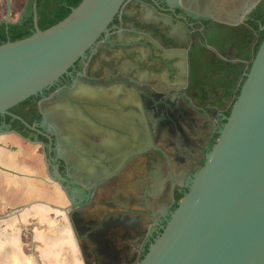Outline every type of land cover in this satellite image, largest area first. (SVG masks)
<instances>
[{"label":"flooded vegetation","instance_id":"af4514ba","mask_svg":"<svg viewBox=\"0 0 264 264\" xmlns=\"http://www.w3.org/2000/svg\"><path fill=\"white\" fill-rule=\"evenodd\" d=\"M10 1L0 30L34 22L35 0L17 12ZM258 8L264 0H126L69 75L12 108L20 119L0 116V264L140 261L239 95L264 33ZM75 87L105 97L100 112L50 123L58 92ZM96 202L106 213L84 222Z\"/></svg>","mask_w":264,"mask_h":264},{"label":"water","instance_id":"95a60500","mask_svg":"<svg viewBox=\"0 0 264 264\" xmlns=\"http://www.w3.org/2000/svg\"><path fill=\"white\" fill-rule=\"evenodd\" d=\"M36 1L33 34L0 45V116L18 118L12 108L69 75L126 0H82L46 30L38 26ZM241 76L239 95L203 166L136 264H264V40ZM105 102L92 90L83 97L76 87L59 91L47 118L71 125L75 115L99 113Z\"/></svg>","mask_w":264,"mask_h":264},{"label":"trees","instance_id":"16d2710c","mask_svg":"<svg viewBox=\"0 0 264 264\" xmlns=\"http://www.w3.org/2000/svg\"><path fill=\"white\" fill-rule=\"evenodd\" d=\"M81 2L82 0H38L37 11L39 28L41 30H46L56 25L68 17L72 10L77 8ZM256 15L258 20L261 21V24L255 25L253 28L260 33V27L262 24L264 25V8H258L256 10ZM33 28V17H30L28 21L25 19L21 23H17L10 28L2 26L0 30V45L30 37L34 32ZM263 40L264 33L261 34L260 40L255 47L254 56ZM181 198V195L177 196L179 201Z\"/></svg>","mask_w":264,"mask_h":264},{"label":"rangeland","instance_id":"374dc122","mask_svg":"<svg viewBox=\"0 0 264 264\" xmlns=\"http://www.w3.org/2000/svg\"><path fill=\"white\" fill-rule=\"evenodd\" d=\"M20 1V2H19ZM0 4L2 5V8H4V6H5V0H0ZM20 4H21V0H18V1H16V4L14 5V7L17 9L16 10V12L20 9ZM20 15L19 14H17L16 15V18L15 19H18V17H19ZM143 176V175H142ZM134 178V177H133ZM133 178H131L129 181H128V183H130V185H132V182H134V180L136 179H133ZM138 180V179H137ZM136 180V181H137ZM140 180V179H139ZM135 181V182H136ZM129 188H131V187H129ZM142 188H143V186L141 185L140 187H139V189L135 192L136 193V195H135V193H132V196H130V195H126L127 197L126 198H130L131 199V201H133L134 200V198H136V199H139L138 198V196L140 195L141 196V194H142ZM119 189V187H116V188H114V192H113V195L114 194H116V193H119V194H121L123 191H119L118 190ZM130 191V190H129ZM125 194V193H124ZM126 194H127V192H126ZM113 195H112V198H113ZM103 201L105 200V198H103L102 199ZM100 202V201H99ZM99 202L97 203H95V205H96V207H95V205L94 206H92V208H91V211H87V215H85L84 216V218H83V220H84V222H89L90 221V219H94L93 218V215H96V219L98 218V219H100L105 213H106V211H107V209H105V207H101V205L99 204ZM133 205H134V202H132V208H133ZM103 208V209H102ZM99 209H101V211L100 212H98V213H96L95 214V212L97 211V210H99ZM90 222H92V220L90 221ZM91 225V224H90ZM89 225V226H90ZM148 225V222L144 225V226H147ZM146 229V228H145ZM138 238L139 237H136L135 239L136 240H138ZM141 239V238H140ZM137 243H138V241H137Z\"/></svg>","mask_w":264,"mask_h":264},{"label":"crops","instance_id":"0c3cea01","mask_svg":"<svg viewBox=\"0 0 264 264\" xmlns=\"http://www.w3.org/2000/svg\"><path fill=\"white\" fill-rule=\"evenodd\" d=\"M16 1H18V0H13V2H14V4H16ZM20 2V1H19ZM21 3H22V0H21ZM1 5V4H0ZM1 10H2V5L0 6V12H1ZM138 171H139V173H144V172H146V169H144V168H139L138 169ZM6 203H4V205H5Z\"/></svg>","mask_w":264,"mask_h":264}]
</instances>
